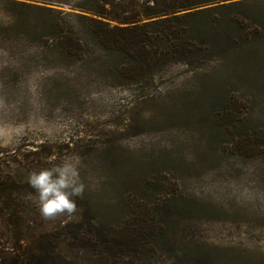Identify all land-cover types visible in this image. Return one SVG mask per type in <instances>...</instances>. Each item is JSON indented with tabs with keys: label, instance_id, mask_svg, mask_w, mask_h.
Listing matches in <instances>:
<instances>
[{
	"label": "rangeland",
	"instance_id": "1",
	"mask_svg": "<svg viewBox=\"0 0 264 264\" xmlns=\"http://www.w3.org/2000/svg\"><path fill=\"white\" fill-rule=\"evenodd\" d=\"M91 1L0 0V151L42 143L54 154L19 180L79 158L85 185L71 222L47 220L46 264H122L118 243L163 264H264V0L170 14L193 13V48L124 71L77 17ZM37 8L82 54L48 61Z\"/></svg>",
	"mask_w": 264,
	"mask_h": 264
},
{
	"label": "trees",
	"instance_id": "2",
	"mask_svg": "<svg viewBox=\"0 0 264 264\" xmlns=\"http://www.w3.org/2000/svg\"><path fill=\"white\" fill-rule=\"evenodd\" d=\"M125 1L126 5L119 0H92L94 7L89 5L86 8L90 15L77 14L91 40L102 50L118 58L116 69L124 71L128 68L125 63L130 62V67L137 70L149 60L175 58L191 50L190 26L185 20L193 13L170 14L205 2L204 0H147L148 6L143 8L130 0ZM98 2L101 5L96 7ZM107 4L110 7L106 9L104 5ZM37 9L46 16L41 35L45 38L44 45L50 55L48 61L52 62L55 54L69 58L82 54L85 41L79 33L71 25L61 24L53 10ZM163 14L169 16L159 17ZM104 17L116 23L110 25ZM147 18L150 20L139 22ZM118 23L127 25L121 26ZM34 33L38 34L35 30ZM39 147L40 149L28 152H20L18 149L0 151V264H46L47 256L58 250L57 247L50 251L46 235L47 220L39 214L34 190L26 182L19 180L17 174L18 167L37 165L42 159L54 154L42 143ZM82 238L83 236L79 239ZM80 246L84 250V245ZM116 247L121 252L125 251L113 255L122 256V264H163L162 259L157 256L137 257L135 245L125 249L118 243ZM62 262L63 259L60 264Z\"/></svg>",
	"mask_w": 264,
	"mask_h": 264
},
{
	"label": "clouds",
	"instance_id": "3",
	"mask_svg": "<svg viewBox=\"0 0 264 264\" xmlns=\"http://www.w3.org/2000/svg\"><path fill=\"white\" fill-rule=\"evenodd\" d=\"M79 163V158H67L62 164L28 174L26 183L35 192L39 214L44 220L59 216L65 217V223L73 220L78 211L77 198H81L85 190Z\"/></svg>",
	"mask_w": 264,
	"mask_h": 264
}]
</instances>
